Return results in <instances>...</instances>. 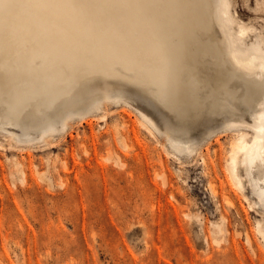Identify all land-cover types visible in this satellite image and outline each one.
Segmentation results:
<instances>
[{
  "label": "rangeland",
  "instance_id": "obj_1",
  "mask_svg": "<svg viewBox=\"0 0 264 264\" xmlns=\"http://www.w3.org/2000/svg\"><path fill=\"white\" fill-rule=\"evenodd\" d=\"M228 1L231 17L256 29L245 41L254 46L261 40L256 34H264V0ZM124 81L95 77L73 90L59 108L76 107L77 115L65 126L57 118L55 131L43 140L36 126L46 115L29 127H7L17 142L0 130V264H259L237 258L219 241L215 225L221 216L241 234L235 237L240 247L243 235L251 236L264 264L256 231L264 209L251 207L257 200L250 190L236 194L229 182L235 206L221 208L209 194L198 154L174 153L165 139L166 134L184 139V126L195 127L206 115L184 119L156 102L150 89ZM96 94L120 95L153 121L156 134H148L123 104L86 110ZM197 125L193 139L200 134ZM231 134L220 136L224 150ZM213 147L208 161L225 185V156L215 158ZM206 234L217 242L207 244Z\"/></svg>",
  "mask_w": 264,
  "mask_h": 264
},
{
  "label": "bare ground",
  "instance_id": "obj_2",
  "mask_svg": "<svg viewBox=\"0 0 264 264\" xmlns=\"http://www.w3.org/2000/svg\"><path fill=\"white\" fill-rule=\"evenodd\" d=\"M229 8L228 0H0V130L17 142L7 127H29L46 115L36 126L43 140L55 131L57 118L65 126L77 115L76 107L59 108L73 90L95 77L124 78L150 89L156 102L184 119L205 114L195 123L198 138H192L194 126H184V139L166 134L170 148L198 154L209 194L221 208L235 206L230 182L236 194L250 190L257 200L252 208L264 209V48L258 42L264 46V34L248 46L256 29L234 20ZM111 95L96 94L86 110L123 104L148 134L157 132L146 114ZM226 133L232 134L224 150L219 139ZM210 145L215 158L225 156V185L208 161ZM215 226L219 241L237 258L261 264L248 233L240 247L235 237L241 234L227 218ZM256 231L264 248V223L257 221ZM215 237L206 234L205 242H217Z\"/></svg>",
  "mask_w": 264,
  "mask_h": 264
}]
</instances>
